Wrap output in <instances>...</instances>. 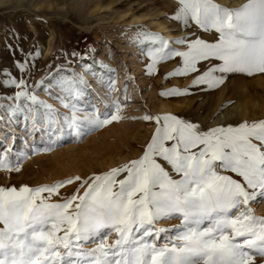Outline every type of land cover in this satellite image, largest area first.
Here are the masks:
<instances>
[{"label": "rangeland", "instance_id": "obj_1", "mask_svg": "<svg viewBox=\"0 0 264 264\" xmlns=\"http://www.w3.org/2000/svg\"><path fill=\"white\" fill-rule=\"evenodd\" d=\"M226 1L198 0L195 8L192 0L0 2V264H264V199L249 203L238 182H226L227 173L206 183L197 176L187 192H178L165 177V191L158 195L146 172L138 189L144 194L137 199L114 198L108 184L115 183L118 169L142 157L161 117L169 116L172 130L180 125L184 135L192 134L191 125L176 117L206 129L264 123V75L248 74L264 71V0ZM216 44L236 49L225 67L243 70L229 72L219 85L214 61L196 69L206 59L197 51L211 54ZM33 49L34 56L42 54L28 72V99L43 104H25L28 119L22 121L10 111L20 109L8 84H16L18 96L27 91L13 77L20 75L14 62L27 60ZM174 53H183V65ZM84 58L99 67L82 65ZM95 70L106 71L103 82ZM55 74L57 80H75L79 103L96 117L112 113L111 119L93 127L84 111L66 106L75 97L50 82L36 89ZM195 83L215 90L193 88ZM174 89L171 98L161 97ZM189 89L193 94H182ZM223 91L225 101L218 103ZM244 94L252 99L250 116L227 117ZM213 139L218 145V137H204ZM162 151L173 161L178 155L175 148ZM186 155L192 156L190 173L205 167L202 159ZM97 180L107 190L97 188L87 216L77 215Z\"/></svg>", "mask_w": 264, "mask_h": 264}, {"label": "snow or ice", "instance_id": "obj_2", "mask_svg": "<svg viewBox=\"0 0 264 264\" xmlns=\"http://www.w3.org/2000/svg\"><path fill=\"white\" fill-rule=\"evenodd\" d=\"M197 3L198 0H192V7L195 8ZM187 18L192 21L191 16H188ZM219 40L220 33L217 32L216 41ZM146 44L148 47L149 45H152L153 48L158 47V45L153 44L151 41H146ZM35 51L36 49H33L32 52L27 54V60L22 59L14 62L20 75L13 77L17 83H20L21 89H27V91H25L23 95L18 96L16 94V84H8V86L13 88V92L10 96L12 97L13 102L16 103L17 108L20 109V111L10 109V111L13 116H18L22 121H27L28 119L23 111L25 104H28L29 106L35 104L37 108L40 104H43V101L28 99L29 95L32 94V89L28 86L30 80L28 72L30 68L34 67L35 60L42 54L40 52L39 56H34L33 53ZM169 51L171 50L169 49ZM210 52L211 54L199 50L197 51V55H205L206 59L198 60L196 63V69L199 71L202 63L214 61L215 63L212 65L211 69L212 75L219 77V83L217 85L224 81L225 76L229 72L243 71L239 68L225 67L227 60L235 55V48L223 44H216ZM143 55L146 60H150V57L146 53ZM174 55L178 56L181 65H183L181 58L183 53H174ZM71 56L73 59H78L75 52L72 53ZM81 64L99 67V65H92V62L88 61L87 58H84ZM146 70L149 75L152 74L148 71V68ZM208 70L209 69H206V71ZM60 72H62L65 77H72L73 75V73L67 72L63 69H61ZM155 74L159 75L158 68ZM248 74L264 75V71L259 73L248 72ZM55 76L56 74L42 79L39 84L36 85V89L40 90L44 87L45 82H50L53 83L56 88L60 89L61 92H67L70 99L75 97L76 99L66 106L71 108L73 113L76 112L77 108L84 111L86 113L84 120L90 122L93 127L103 126L111 119L112 113H106L104 118L96 117L92 110L85 108L82 103H79L81 94L75 80H57L55 79ZM192 87L215 90V87H209L205 83H195ZM173 94H175V89L172 94L160 92L162 98H171ZM182 94H193V92L189 89ZM57 98L60 99L59 96ZM71 118L75 119L74 116ZM64 119L67 121L70 117L66 115ZM175 119L191 125L192 134L184 135L181 131L180 125H176L175 130L173 131L172 126L174 121L169 116L159 118V120L156 121L158 123V129L153 134L148 145L145 146L142 157L130 161L126 166L118 169L113 178L115 183H113V180L108 181V184L112 185V196L114 198L124 200L129 196H131L132 199H137L142 196L144 192L138 189L142 188L141 180L144 178L145 173L149 172L151 175L149 186L154 192H157L158 195H163L165 191L162 187L165 177L176 186L178 192H187L191 184L197 182V176L199 181H204L206 183L208 179L214 176H220L221 173H227L226 182L231 183L233 180L238 182L244 190V197L249 200V203L264 199V123L259 121L239 122L236 124L222 125L216 129H206L197 121H185L182 117H176ZM36 121L39 122L38 115ZM49 124L51 125V121H49ZM243 129H247L248 131L245 132ZM49 131L51 132V128H49ZM209 135L218 137L219 144L217 145L216 139H213L210 142L204 140V137ZM241 135L246 139L237 138ZM80 136L82 138V132L80 133ZM196 137H199L203 142H197L195 139ZM162 148H168L169 150L175 148V152L178 153L175 161L170 160L169 155L165 154L162 151ZM211 149H216L215 156H213V151ZM186 154H194L196 162H199L202 159L205 162V167L202 169L197 168L195 173H190L187 167V161L191 159L192 156ZM156 165H159V169L155 172H151L150 169L155 168ZM165 165H167V168H165ZM217 169H219V172L216 171ZM120 177H123V179H120ZM108 184H101V182L97 180L96 185L90 188L88 193L83 197L84 203L79 204V207L83 209V212H79L77 215H84L86 217L90 211L88 202L91 201L93 192L97 188H99L101 192L106 191ZM186 185L188 187H185ZM202 186L203 184H201V187ZM240 198L239 195L236 196L235 200L237 203ZM237 203L233 204V208L237 207ZM192 222L197 223L195 220ZM199 223H203V221H199ZM261 223L264 224V221ZM168 231L171 230L169 229ZM185 264H191V261H185Z\"/></svg>", "mask_w": 264, "mask_h": 264}, {"label": "bare ground", "instance_id": "obj_3", "mask_svg": "<svg viewBox=\"0 0 264 264\" xmlns=\"http://www.w3.org/2000/svg\"><path fill=\"white\" fill-rule=\"evenodd\" d=\"M3 2L4 0H0V2ZM9 1V0H8ZM36 1V0H35ZM225 3H227V1L226 0H223ZM39 2H40V0H39ZM104 7V5H102V4H97L96 5V8H98V9H102ZM160 28L162 29V30H167V28L166 27H164V26H162V25H160ZM161 30V31H162ZM167 35L170 37V36H172L173 34H171L169 31L167 32ZM93 76H95V77H97V78H99L101 81L102 80H104L106 77H107V73H106V71H101V70H95V71H93ZM103 82V81H102ZM243 87H245V85L243 86ZM245 89H246V87H245ZM224 91H225V89H224ZM222 92V95H220V100H219V102L218 103H220L221 102V100H223L224 99V101H225V96H224V93L225 92ZM246 91V90H245ZM243 92V91H242ZM240 98V97H239ZM238 98V99H239ZM218 100V99H217ZM242 100L243 101H240V102H236L235 103V105H234V107H232L229 111H227L226 112V116L227 117H229V118H231V117H234V116H237V115H241V116H243V117H249L250 116V113H251V111H252V109H251V107H252V105H251V103H252V99L251 98H249L247 95H245L244 94V99L242 98ZM162 107L163 108H166V106L163 104L162 105ZM216 108V107H215ZM75 135H76V133H75Z\"/></svg>", "mask_w": 264, "mask_h": 264}]
</instances>
